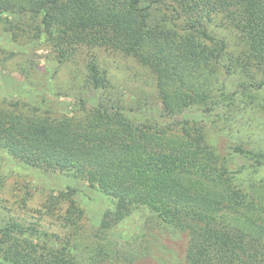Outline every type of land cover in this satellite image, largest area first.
Here are the masks:
<instances>
[{
	"label": "trees",
	"instance_id": "16d2710c",
	"mask_svg": "<svg viewBox=\"0 0 264 264\" xmlns=\"http://www.w3.org/2000/svg\"><path fill=\"white\" fill-rule=\"evenodd\" d=\"M0 21L14 39L43 37L58 63L96 47L132 55L153 72L167 121L147 101L127 106L93 57L72 115L0 94V153L71 174L112 198L116 208L104 212L100 232L137 208L151 215L144 242L164 244L169 227L180 233L169 243L171 263L143 244L109 239L87 249L82 263L71 244L55 247L35 227L8 223L0 227V264H264V180L251 179L264 152L241 142L216 151L202 123L182 117L195 108L231 129L247 108L240 103L264 90V0H0ZM213 21L237 34V54L210 33ZM88 91L99 95L92 101ZM134 109L142 120L129 116ZM62 202L64 225L78 232L83 210L70 193L50 195L42 208L52 213Z\"/></svg>",
	"mask_w": 264,
	"mask_h": 264
},
{
	"label": "rangeland",
	"instance_id": "374dc122",
	"mask_svg": "<svg viewBox=\"0 0 264 264\" xmlns=\"http://www.w3.org/2000/svg\"><path fill=\"white\" fill-rule=\"evenodd\" d=\"M208 29L213 35L224 39L229 52L237 54L240 51L242 44L235 32L214 21L208 24ZM93 57L98 67L105 71L112 90L129 104L127 106L136 108L138 103L147 101L150 113L154 116L157 114L162 119L161 124L167 122L160 115L153 72L132 55L96 47L92 50L82 49L76 58L58 63L43 37L33 39L21 35L14 39L1 21L0 94L17 98L50 113L72 115L76 111L79 89L88 75L87 62ZM254 76L258 80L262 78L261 73H255ZM253 94L252 100L247 98L246 104L240 103L239 107L246 105L247 108L236 118L231 129H227L228 125L222 121L214 124L211 116L204 117L195 108L186 111L182 117L201 122L205 142L216 151L224 152L227 144L241 142L255 152H264V90L254 91ZM87 95L94 101L99 94L88 91ZM127 113L139 120L143 118L139 110ZM235 158L241 165L251 166V162ZM243 171L247 172V169ZM251 175L255 181L264 180V166L254 168ZM60 191L70 193L83 210L82 228L78 232L64 225L61 219L66 202L60 203L52 213L42 208L50 195ZM115 208L112 198L71 174L37 168L0 153V227L8 223L33 226L42 236L45 234L55 247L71 244L73 252L82 263H86L87 249L91 251L93 248L96 250L99 247L105 248V245L110 246L107 239L120 243L125 241L124 246L127 248L143 244L152 249L156 257L160 254L169 263L174 261V250L169 243L172 242V246L175 244L179 231L175 227H169L167 232L161 231L164 244L152 239V236H157V231H151L152 238L144 242L142 239L145 234L150 233L146 230L145 219L151 216L144 209L134 208L127 214L121 211L123 219L111 229L100 232L98 227L104 212L114 211ZM156 262L155 258L143 261L144 264Z\"/></svg>",
	"mask_w": 264,
	"mask_h": 264
}]
</instances>
